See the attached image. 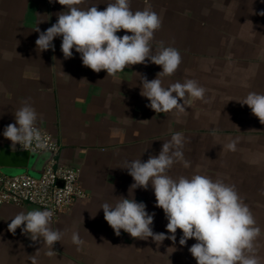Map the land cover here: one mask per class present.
Listing matches in <instances>:
<instances>
[{
	"label": "crops",
	"instance_id": "obj_1",
	"mask_svg": "<svg viewBox=\"0 0 264 264\" xmlns=\"http://www.w3.org/2000/svg\"><path fill=\"white\" fill-rule=\"evenodd\" d=\"M107 2L88 0L98 10ZM148 3L162 18L153 49L163 41L182 56L175 74L160 77L162 85L193 79L206 89L207 102L186 97V112L180 116L155 113L140 95L141 76L155 79L160 66L132 65L116 77L104 70L95 73L83 66L75 50L73 58L64 59L62 37L54 39L55 51L39 52L35 44L39 33L34 29L45 31L65 8L49 0H0V148L19 149V144L12 148L3 131L15 123L14 112L28 100L38 113L37 126L59 145V161L78 170L84 194L51 220V227L64 233L52 257L45 254L49 249L41 241H32L21 229L15 234L8 231L18 212L43 209L33 204L0 205V264H31L29 256L38 250V264H197L188 251L196 241L189 239L181 246V230L175 243L165 239L160 245L123 230L117 236L100 209L120 196L134 198L155 213L153 231L169 235L151 185L129 191L134 181L122 167L125 161L146 162L150 155H158L174 132L186 138L183 151L190 167L178 162L168 174L174 179L200 174L216 180L220 167L221 180L235 186L261 229L256 248L264 264V124L239 103L249 92L264 94V16L258 14L264 11V0ZM145 7L144 0H131L133 11ZM232 140L237 141L235 151L224 147ZM235 167L241 170L240 180ZM19 173L0 168V174ZM73 232L86 242L79 250L71 241Z\"/></svg>",
	"mask_w": 264,
	"mask_h": 264
},
{
	"label": "clouds",
	"instance_id": "obj_2",
	"mask_svg": "<svg viewBox=\"0 0 264 264\" xmlns=\"http://www.w3.org/2000/svg\"><path fill=\"white\" fill-rule=\"evenodd\" d=\"M65 8L57 13V21L41 31L36 27L38 38L36 49L44 52L55 51L54 39L62 37L61 51L64 59L73 58V50L80 54L82 64L93 72L102 70L107 76L116 75L126 68L151 62L162 68L155 79L149 81L141 76L140 95L150 103L146 105L155 113H172L180 116L186 112V97L202 102L206 100V89L196 80L187 79L168 87L162 85L160 77L171 76L182 63L180 51L172 46H159L153 49L155 33L162 26V18L152 10L148 0L146 7L133 11L131 0H108L104 10H98L97 4H88V0H49ZM88 4L87 7L81 5ZM264 16V11L258 13ZM123 30L125 34L118 36ZM130 33V34H128ZM180 101H183L182 103ZM239 103L247 105L252 114L264 124V94L249 92ZM15 123L8 124L3 131L4 138L11 141L12 148L19 144L24 149L47 150L49 142L42 136L37 126L38 113L28 100L14 112ZM186 138L182 132H174L164 141L158 155H150L146 162L141 159L125 161L122 169L127 170L134 183L129 191L137 188L148 189L151 185L156 204L161 208L168 221L165 233H155L152 229L155 213L146 210L144 202L134 198L118 197L115 204L104 202V219L120 236L121 230L133 238L148 240L156 245L165 239L176 242L177 230L182 236L179 244L185 246L189 239L195 243L188 251L197 264H260L256 241L261 229L256 225L255 217L249 206L239 195L234 185L223 180L194 174L190 178L180 176L172 178L168 173L175 163L190 167L184 157ZM237 141L224 145L229 151L236 150ZM54 213L44 210L20 211L8 224V231L22 234L32 241H41L49 249L45 254L54 255V245L63 239L64 233L51 227ZM71 241L79 250L86 243L78 232H73ZM39 250L30 255L31 264H38Z\"/></svg>",
	"mask_w": 264,
	"mask_h": 264
},
{
	"label": "built area",
	"instance_id": "obj_3",
	"mask_svg": "<svg viewBox=\"0 0 264 264\" xmlns=\"http://www.w3.org/2000/svg\"><path fill=\"white\" fill-rule=\"evenodd\" d=\"M39 129L49 142V148L44 151H50L51 157L38 177L27 172L0 174V205H38L43 210H51L54 213L52 220H55L71 209L84 194L80 189L78 170L59 161V145L46 129ZM19 150L33 152L20 145ZM41 152L34 151L37 154Z\"/></svg>",
	"mask_w": 264,
	"mask_h": 264
},
{
	"label": "water",
	"instance_id": "obj_4",
	"mask_svg": "<svg viewBox=\"0 0 264 264\" xmlns=\"http://www.w3.org/2000/svg\"><path fill=\"white\" fill-rule=\"evenodd\" d=\"M50 157V151L37 154L28 150H11L2 147L0 148V168L17 170L20 173L27 172L38 177Z\"/></svg>",
	"mask_w": 264,
	"mask_h": 264
},
{
	"label": "rangeland",
	"instance_id": "obj_5",
	"mask_svg": "<svg viewBox=\"0 0 264 264\" xmlns=\"http://www.w3.org/2000/svg\"><path fill=\"white\" fill-rule=\"evenodd\" d=\"M236 155V154H235ZM234 155V156H235ZM236 158L234 157V160H235ZM218 172H219V179L221 180V178H220V167H219V169H218ZM235 173L237 174L236 175V180H240L241 179V176H242V173H241V170H240V168H236L235 167Z\"/></svg>",
	"mask_w": 264,
	"mask_h": 264
}]
</instances>
